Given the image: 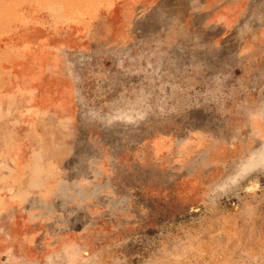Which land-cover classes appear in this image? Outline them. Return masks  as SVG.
I'll use <instances>...</instances> for the list:
<instances>
[{"label": "rangeland", "instance_id": "374dc122", "mask_svg": "<svg viewBox=\"0 0 264 264\" xmlns=\"http://www.w3.org/2000/svg\"><path fill=\"white\" fill-rule=\"evenodd\" d=\"M0 264H264V0H0Z\"/></svg>", "mask_w": 264, "mask_h": 264}]
</instances>
